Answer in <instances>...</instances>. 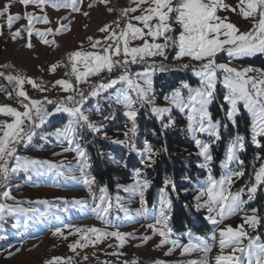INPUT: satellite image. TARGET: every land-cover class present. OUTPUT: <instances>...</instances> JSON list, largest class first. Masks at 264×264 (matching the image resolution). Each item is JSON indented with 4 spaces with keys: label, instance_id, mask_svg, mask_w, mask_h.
Returning a JSON list of instances; mask_svg holds the SVG:
<instances>
[{
    "label": "snow or ice",
    "instance_id": "6c2138e0",
    "mask_svg": "<svg viewBox=\"0 0 264 264\" xmlns=\"http://www.w3.org/2000/svg\"><path fill=\"white\" fill-rule=\"evenodd\" d=\"M44 2L45 0H7L0 8V18L6 19L11 39L15 40L20 36V29L14 32L11 30L14 21L21 19V16L11 14L10 8L15 3L42 7ZM99 2L107 6L108 0H99ZM130 3L135 6L119 10V18L112 22L115 27L112 24H105L99 29L105 34L103 40L94 41L92 37H88L91 48L99 49L98 51L77 50L67 54V63L64 66L70 67L71 71L65 75L74 77V82L72 79L61 78L51 85L53 89L59 86L60 91L67 95L57 99L48 96L33 99L24 90L23 85L28 83L33 89L43 93L49 90L44 86L43 81L38 84L33 78L0 71V78L6 80L9 85H13L12 90L0 86V92H4L8 99H13V92H15L17 102L23 109L21 111L7 104L0 105V114L12 117L11 122L0 120V189H3L0 191V197L4 201H14L13 204L0 202V224L7 223L10 218L16 219L23 216V226L27 228L34 217L48 218V212H41L35 207H23V202L12 196L9 177L11 173L18 172L28 173L29 179L33 173L44 175L54 171L59 176L65 174L61 170L64 166L63 161L60 163L42 161L18 154V145L22 142H31L37 135L36 129L57 113L67 114L69 119L63 128H57L52 135L57 140L67 141L69 146L64 149L65 152L76 153L79 177L73 176L72 178L79 179L88 188L89 193H92L95 177L88 171L92 167L91 157L81 146L80 141L84 139L85 132L93 135L101 133L104 128L103 122L91 120L90 115L93 112L100 115L103 113L99 108L92 112L86 111L83 106L90 97H101L103 93L115 89L114 96L109 95L104 98L123 108V116L130 123V127L124 133L123 140H112L106 133L103 138L110 140L111 143L124 145L130 151L140 155L142 167L133 170L134 182L128 185H117V188H122L130 195L138 193L141 207L135 210L133 216L132 210L125 207L119 195L115 197V204L113 203L112 197L108 195L107 186L99 188V196L92 193L91 206L86 201L74 200V204H83L96 219L102 221L105 229L112 227L116 230L106 231L94 226L81 228L66 225L71 229L69 235L79 234L80 236V239L69 245L71 251L75 252L77 248L83 249L94 245L108 237L115 238L122 247L127 238H134V233L121 232L120 225L113 223L109 218L113 207L125 213L124 220H134L139 217L151 218L154 222L148 223L146 227L151 229L154 235L158 234L161 237L156 247L159 248L165 244L172 245L166 255L171 254L176 247H182V255L210 250L203 237H196L198 242L192 243L193 233L191 231L186 233L189 237V243L186 245L181 246L178 239H171L173 229L169 225V220L173 201L169 194V185H171V190L175 191V184L171 178H166L164 187L159 189L157 205H154L151 216L146 207L145 192L151 186V181L141 179L142 172L156 164V157L161 152H167L168 149L163 147L157 150L148 140L143 142L142 148H137L135 142L138 132L137 117L140 109L148 108L150 113L160 121V131L155 129L151 131L153 136H158L175 126L176 121L171 115L175 108L186 117L185 131L194 143L197 150L195 154L202 158L198 167L208 169L206 186L201 187L199 195L195 197L197 210L201 207H208L211 213L214 210L213 205L218 207L219 219L211 215L207 217L213 225H219L227 216L241 211L245 213L242 218L243 223L235 228L232 225H226L219 229L220 254L216 255L215 264H244L245 260L247 264H264V242H261L258 236L250 235L245 227L255 231L264 217L259 215V209L252 208L251 215H249L244 207L264 186V157L257 154L255 159L259 161V166L254 167L252 173L249 174L248 184L232 193L230 189L235 180L245 176V161L241 159L240 153L245 151L246 138L237 132L228 141L224 159L220 161L225 172L217 180L211 173V164L214 161L212 146L222 140L221 129H228L229 124L214 119L210 111V105L216 99V88L219 82L226 89L223 96V100L229 106L225 111L226 120L232 126H237V117L240 114L239 105L242 102L243 108L252 116L251 142L257 148H264V144L258 139L264 137V72H261L259 76H252L248 73L255 70L250 67L237 69L230 66V63L217 62L218 53L221 52H226L229 57L264 53V0H238L235 6L229 5L225 0H130ZM76 4L77 0H72V5ZM92 6L89 4V7ZM74 10L79 9L74 7ZM107 11L111 13L115 9L109 7ZM137 11L139 15L129 16V13ZM237 11L245 20H250L252 27L248 31H240L236 24L230 22L227 15H220L221 12L237 13ZM24 17L29 22L26 31L30 38L33 35L31 25L34 17L30 12H26ZM35 19L45 24L49 22L47 16L35 17ZM122 20L124 21L123 26H121ZM132 21L137 23L134 24ZM2 28L3 25H0V35H3ZM52 31L48 28L45 32L37 31L36 35L43 43L48 44L49 41L44 37ZM135 41L140 43L131 46ZM26 46L29 48L33 46L30 40ZM169 49L174 51L172 58L176 61L188 58L190 61L198 62V68L191 63H184L180 67L192 68L193 73L199 78V86L193 88L187 82L182 81L180 87L173 89L169 95L165 96L167 106H158L153 92L152 76L156 71L168 70L164 61L169 59ZM155 58H161L159 65ZM78 63L83 64L84 71L78 69ZM138 63L145 64V69L142 72L132 73L130 66ZM60 64L61 62H57L50 65L49 71L55 73ZM0 67H10V65ZM117 69L120 70V74L113 78L112 74ZM101 73L107 74L106 80L91 82L87 79L90 75L99 77ZM84 83L88 84L87 89L79 87ZM117 85L120 87L117 88ZM182 89L187 90L186 95ZM48 105L53 106V110H49ZM103 119L111 120L115 119V116L114 114L104 115ZM202 136H206L207 139H202ZM41 139L45 137L41 136ZM231 165H236V167L233 168ZM123 166L127 167V164L124 163ZM204 196L207 199L201 204V197ZM40 203L48 204L49 202L45 200ZM117 220L120 218L117 217ZM52 235L67 239L64 231L59 227L52 231ZM6 238V235H0V240ZM210 238L215 241L216 233L213 232ZM244 238L248 239L246 246L243 245ZM142 239L146 242L151 237L144 236ZM108 247H113V245L109 244ZM227 248H231V252L225 254ZM16 251L19 252L20 249L17 248ZM236 253H241V255L237 256ZM9 255L12 253L10 252ZM111 255H116V253L113 252ZM84 259L87 260L88 257L85 256ZM45 264H74V262L71 258L65 262L63 257H53L45 261ZM123 264H139V261L138 259L125 260ZM154 264H164V262L155 261ZM185 264H205V262L202 259H190Z\"/></svg>",
    "mask_w": 264,
    "mask_h": 264
},
{
    "label": "rangeland",
    "instance_id": "374dc122",
    "mask_svg": "<svg viewBox=\"0 0 264 264\" xmlns=\"http://www.w3.org/2000/svg\"><path fill=\"white\" fill-rule=\"evenodd\" d=\"M7 2V0H0V8ZM229 5L235 6L238 0H225ZM92 4V7H89ZM55 5V6H54ZM68 5V6H64ZM135 5L130 3V0H108L107 6L99 0H77L75 6L72 5V0H45L42 7H37L34 4L24 6L20 3H15L10 8L11 14H19L21 19L14 21L11 31L20 29V36L17 39H11L9 29L7 28L6 19L0 18V25H3V35H0V66L10 65V67H0V71L6 74H20L29 78H33L38 84L43 81L44 86L49 90L46 92H39L33 89L28 83L23 85L24 90L33 99H42L44 96H48L52 99H57L67 95L60 91L59 86L55 89L51 88V85L57 79H72L74 77L66 76L65 73H70V67H65L67 63V54L73 51H98L99 49H92L88 37H92L93 40H103L104 33H101L99 29L105 24H112L119 18V10L126 7H133ZM74 7L78 8V11L74 10ZM113 8L115 11L109 13L107 8ZM26 12L33 14V22L31 25V31L33 35L29 38L26 29L28 28V19L24 17ZM88 13V15H84ZM139 11L136 13H129V16L139 15ZM220 15H227L230 22L236 24L240 31H248L252 25L250 20H245L241 15L233 12H221ZM47 16L48 23L45 24L35 17ZM134 24L136 21H132ZM124 21H121L123 26ZM115 27V24H112ZM48 28L53 31L45 35V39L49 41L48 44L42 42L40 37L36 35L37 31L45 32ZM59 30V31H57ZM32 43V47H27V43ZM140 43L139 41L133 42L131 46H135ZM169 59L164 61L168 66L167 71H156L152 76V87L155 95L156 104L158 106H167L165 96L169 95L173 89L180 87L181 82H187L191 87L195 88L199 86V78L193 73L192 68L183 69L180 65L184 63H191L195 67H199L198 62L190 61L188 58H184L180 61L174 60L172 57L174 51L169 49ZM259 53L248 56L229 57L226 52L218 53V63H230V66L237 69L252 68L255 71L248 73V75L259 76L261 71L246 65L243 60L250 59ZM157 65H159L161 58H155ZM61 62L55 73L49 71V67L52 64ZM151 63V60H149ZM79 70L84 71L82 63H78ZM146 65L143 63L132 64L130 71L132 73L142 72ZM120 74V70H114L112 77L115 78ZM91 82H98L100 80H106L107 74L101 73L99 77L89 76L87 78ZM0 86L5 87L8 90H12L13 85H9L6 80L0 78ZM80 88L87 89L88 84H80ZM120 86L117 85V88ZM115 89H110L108 93H103L101 97H90L84 103V109L92 112V110L99 108L103 115L94 113L90 115V119L96 122H103L104 128L100 134H91L85 132L84 139L80 141L81 146L84 147L88 153V148L92 147L93 139H97L99 142H104L111 149L108 151L109 158L121 171L128 173L126 177H119L112 189L107 186L108 195L112 197L115 204V197L119 195L124 203L125 207L132 210L131 214L135 215V210L141 207L138 193L130 195L123 191L122 188H117V185H128L134 182L133 170L135 168H141V157L137 152H132L124 145H118L111 143L110 140L104 139L106 133L112 140H123L124 133L130 127V123L123 116V108L120 105L114 104L111 100L105 99L109 95H115ZM182 92L186 95L187 90L182 89ZM226 93V89L221 83H217L216 99L213 104L210 105V111L214 119H219L223 123H228V129H221L222 140L212 146V153L214 161L211 164V173L218 180L225 169L221 167L220 161L224 159L226 146L228 141L239 132L246 138L245 151L240 153L241 159L245 161V176L235 180L231 186L230 191L232 193L237 192L239 189L244 188L249 182V174L252 173L254 167L259 166V161L255 159L257 154L264 157V148H257L251 142V128L252 116L246 109L243 108V104L239 105L240 114L237 117V126H232L225 118V111L229 107L223 100V96ZM10 105L16 107L19 110H23L20 104L17 102L15 92H13V99H8L4 92H0V105ZM49 110H53V106H47ZM213 108H215L213 110ZM114 114L115 119L104 120V115ZM176 121L174 127L169 128L173 131H180L183 137L189 141L190 147L185 150L184 166L187 169L185 175L181 178L182 183L188 185L184 188H177L175 185V191L171 190L169 185V194L172 198L171 218L169 225L173 229L171 239H178L180 245H186L189 243V237L187 232L193 233L192 243H197L196 237H203L206 239L210 250L207 252L196 251L191 254L182 255V247H176L171 254L166 255L169 248H172L171 244H165L159 248L156 247L159 244L161 237L157 234L154 235L151 229L146 226L148 223L154 221L144 219L142 217L134 220H124L125 213L113 207L110 212L109 218L113 223L119 224V230L125 233H134V238H127L125 244L120 247L119 242L113 238L108 237L99 241L94 245H89L86 248H77L75 252L69 248L70 244H73L76 240L80 239L79 234L69 235L71 229L66 225H73L75 227H96L104 229L106 231H114L115 228L107 227L102 221L95 218L83 204H74V200L86 201L89 206L92 204V193L99 196V188L106 186L94 183L92 185V193H89L88 188L83 185L79 179H73V176L79 177L78 171V158L73 151L65 152L64 149L69 145L67 141L57 140L52 135L57 128H63L68 121L67 114L57 113L50 117L48 121L40 128L36 129L37 135L33 137L31 142H22L18 145V154L21 156H27L30 159L47 160L55 163L64 162V166L61 169L65 172L63 176L57 175L54 171L45 173L44 175L29 174L24 172L11 173L9 177V187L11 194L16 200L23 202V207H35L41 212H48V218L34 217L29 223L28 227L23 226V216L16 219H9L7 223L0 224V235H6V239L0 240V264H45V261L50 260L53 257H63L65 262L68 258H71L74 264H123L125 260L138 259L139 264H154L155 261H163L164 264H185L190 259H202L205 264H215L216 255L220 254L219 249V229L226 225H232L235 228L238 224L243 223L244 212L241 211L235 215L227 216L219 225H213L207 217L209 215L216 216L219 212V208L213 205L214 210L210 213L208 207H201L199 210L196 208L195 197L199 195L201 187L206 186L208 169H201L198 164L202 162V158L197 156L196 148L190 135L186 133V117L180 113L177 109L173 108L171 113ZM246 118L247 123L244 121ZM0 120H7L11 122L12 117H6L0 114ZM156 122L160 127V121L150 113L148 108L140 109L137 117L138 132L135 138L137 148L143 147V142L155 138L151 134V131L155 129L153 123ZM127 125V126H126ZM41 136L45 139H41ZM202 139H207L206 136H202ZM264 144V137L258 138ZM152 144V143H151ZM114 150V151H113ZM191 153V155H189ZM134 159V162H132ZM126 163L127 167L123 164ZM235 168L236 165H231ZM150 168L143 170L141 179H148L147 172ZM91 174V169L88 170ZM175 184V183H174ZM19 185V187H16ZM164 187V183L161 187L153 188L152 183L149 189L145 192V199L147 201L146 207L149 209V216L152 214L154 205H157L159 189ZM3 191V189H0ZM190 195L193 201L194 211L202 213V216L207 224L208 229L199 232L195 228L186 227L185 230L177 231L173 226L172 216L174 207L177 204L186 205V201L182 198ZM247 198L246 196L244 197ZM207 199L206 196L201 197V204ZM48 201V204L40 203V201ZM0 202H7L13 204V200L4 201L0 197ZM51 206V207H50ZM245 210L251 215V209L257 208L260 210L259 215L264 217V186H262L256 193L255 198L244 206ZM117 217L120 220H117ZM193 225L199 227L201 220L193 217ZM122 221V222H121ZM61 228L64 231L67 239L63 237L52 235V231L55 228ZM246 230L252 236H258L261 242H264V220L253 231L250 228ZM216 233V240L213 241L210 237L211 234ZM144 236H149L151 239L146 242L143 241ZM94 239V237H93ZM83 242V241H81ZM111 244L113 247H108ZM248 244V239H243V245ZM20 251L17 252L16 249ZM12 255H9V253ZM115 252L116 255H111ZM231 252V248L225 249V254ZM240 256L241 253H236ZM88 259L85 260L84 257ZM244 264H247L245 260Z\"/></svg>",
    "mask_w": 264,
    "mask_h": 264
},
{
    "label": "trees",
    "instance_id": "16d2710c",
    "mask_svg": "<svg viewBox=\"0 0 264 264\" xmlns=\"http://www.w3.org/2000/svg\"><path fill=\"white\" fill-rule=\"evenodd\" d=\"M242 63L264 72V53H259L250 59L243 60ZM214 109L215 108H213V110ZM244 119L247 123V119ZM153 127L158 132L160 131V127L156 122L153 123ZM92 142L93 146L88 148V155L91 157L92 164L90 168L91 175L95 177V183L106 185L112 189L115 181L119 177H126L128 173L117 168L109 158L108 151L111 149L106 143L99 142L97 139H93ZM151 143L157 150L163 147H167L168 149L167 152H161V154L156 157V164L147 172L152 187H161L166 178H171L178 189L186 187L188 184L182 183L180 180L187 172L184 166V152L191 146L189 141L183 137L180 131L167 129L163 134L155 136V138L151 140ZM132 162H134V159H132ZM182 199L186 201V205H175L172 216V223L177 231L185 230L186 227L195 228L199 230V232L207 230L208 227L202 213L194 211L192 197L187 195ZM193 217L201 220L199 227L193 225Z\"/></svg>",
    "mask_w": 264,
    "mask_h": 264
}]
</instances>
